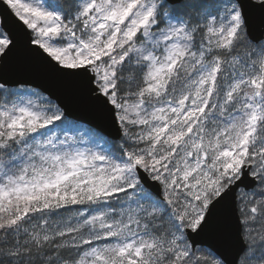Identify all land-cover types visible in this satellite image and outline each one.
Here are the masks:
<instances>
[{"label": "snow or ice", "instance_id": "1", "mask_svg": "<svg viewBox=\"0 0 264 264\" xmlns=\"http://www.w3.org/2000/svg\"><path fill=\"white\" fill-rule=\"evenodd\" d=\"M0 264H264V0H0Z\"/></svg>", "mask_w": 264, "mask_h": 264}]
</instances>
